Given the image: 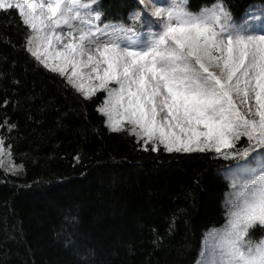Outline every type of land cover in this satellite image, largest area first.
I'll return each mask as SVG.
<instances>
[{
	"label": "trees",
	"instance_id": "16d2710c",
	"mask_svg": "<svg viewBox=\"0 0 264 264\" xmlns=\"http://www.w3.org/2000/svg\"><path fill=\"white\" fill-rule=\"evenodd\" d=\"M223 3L235 20L264 8ZM98 4L126 24L140 7ZM26 34L18 12L0 10V139L17 168H0V264H196L205 234L225 224L220 173L232 162L109 131L104 93L85 99L26 50Z\"/></svg>",
	"mask_w": 264,
	"mask_h": 264
},
{
	"label": "snow or ice",
	"instance_id": "6c2138e0",
	"mask_svg": "<svg viewBox=\"0 0 264 264\" xmlns=\"http://www.w3.org/2000/svg\"><path fill=\"white\" fill-rule=\"evenodd\" d=\"M139 5L126 24L102 19L98 0H0L37 61H55L85 99L104 93L109 131L231 161L225 224L205 234L196 264H264V8L235 20L223 0L196 12L187 0Z\"/></svg>",
	"mask_w": 264,
	"mask_h": 264
},
{
	"label": "rangeland",
	"instance_id": "374dc122",
	"mask_svg": "<svg viewBox=\"0 0 264 264\" xmlns=\"http://www.w3.org/2000/svg\"><path fill=\"white\" fill-rule=\"evenodd\" d=\"M158 1L159 2L157 3L156 0H146V2L149 3L150 7L153 5V3H155V6H157V7L166 6V0H158ZM54 65H55V61H50L49 69H51ZM125 127H129V126L127 124H125ZM252 154L253 153H249L250 156ZM0 161H2V163H0V168L2 170H4L5 172L13 173L17 170L16 166L12 162V158H11L10 154L4 149V147H3V153L0 154Z\"/></svg>",
	"mask_w": 264,
	"mask_h": 264
}]
</instances>
